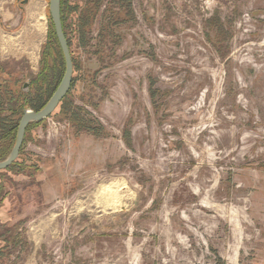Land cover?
Masks as SVG:
<instances>
[{"label": "rangeland", "instance_id": "1", "mask_svg": "<svg viewBox=\"0 0 264 264\" xmlns=\"http://www.w3.org/2000/svg\"><path fill=\"white\" fill-rule=\"evenodd\" d=\"M21 1L22 30L0 34L15 128L50 26L49 0ZM69 1L76 20L85 0ZM100 10L85 40L71 34L65 107L87 124L59 105L0 171V264H261L264 0ZM102 25L116 37L96 47Z\"/></svg>", "mask_w": 264, "mask_h": 264}, {"label": "trees", "instance_id": "2", "mask_svg": "<svg viewBox=\"0 0 264 264\" xmlns=\"http://www.w3.org/2000/svg\"><path fill=\"white\" fill-rule=\"evenodd\" d=\"M104 0H85V6L81 9L82 11L78 15V18L73 20L72 15L76 13V5L69 0H62L61 1V11H62V23H63V29L66 35V38L68 40V44L70 47L73 63H74V71H75V59L73 57V51H72V42H71V34L75 33H81V40H85L87 36V30L90 31L91 27L96 21V18L99 16L101 6L103 5ZM75 15V14H74ZM72 17L71 19L69 17ZM103 17V15H101ZM48 17L50 21V13L48 12ZM107 20V19H106ZM113 21V18H108V21ZM110 23V22H107ZM75 26L74 29L72 27ZM72 29V30H70ZM79 29V30H78ZM70 33V35H69ZM109 36L112 38H115L114 30L112 27H105L102 25V28L98 31V34L96 36L97 44L95 46H106L105 42L107 40L106 36ZM73 37V35H72ZM42 70L41 74L37 77V80L35 83V91L32 90L33 85L32 82L29 83L28 91L24 90L22 85V90L26 92V100L22 103H25L26 107H23L22 111L26 108H32L35 111H38L42 109L46 103L49 101L53 93L55 92L56 88L58 87L63 74L65 72V58L63 51L61 49V46L59 44L58 38L56 36L54 26L50 21L49 26V38L47 43L44 45L42 49V60H41ZM8 65L6 63L0 62V106L1 102L5 101L9 105V110L14 111L16 106L19 104V100H14L12 97L13 90L11 86H8V81L10 78H6L9 74V71H7ZM8 72V73H7ZM74 74V73H73ZM73 83V82H72ZM4 93V95H3ZM48 94V97L45 95ZM46 97V98H45ZM45 98V100H44ZM69 98V93L66 95V97L60 102V108H64L68 114H70V121H74L77 123V125L85 126V117L81 115L80 111L74 110L73 104L66 105L65 102ZM6 103V104H7ZM58 108V107H57ZM56 108V109H57ZM66 108V109H65ZM55 109V110H56ZM23 112L21 114L23 115ZM78 112V113H77ZM20 116V119L22 117ZM10 116L3 115L1 112L0 107V141L6 143L5 148L7 149L6 158L11 152V149L15 143L17 132H18V126L19 123L17 122V128H15V124L13 126H6V124L12 123V119ZM19 119V122H20ZM72 121V123H73ZM34 124H38V122H32L29 124V126H32ZM74 124V123H73ZM28 126V128H29ZM27 128V129H28ZM27 132V131H26ZM13 143V145H12ZM14 164V163H13ZM12 164V165H13ZM12 165L8 168L11 169Z\"/></svg>", "mask_w": 264, "mask_h": 264}, {"label": "water", "instance_id": "3", "mask_svg": "<svg viewBox=\"0 0 264 264\" xmlns=\"http://www.w3.org/2000/svg\"><path fill=\"white\" fill-rule=\"evenodd\" d=\"M61 1L62 0H49V13L50 21L54 26L56 36L64 54L66 63L65 72L55 92L42 109L35 111L32 108H26L24 110L19 122L15 143L8 157L0 161V170L8 168L18 158L29 124L32 122H42L48 118L66 97L72 87L74 63L68 40L63 29ZM21 2L22 4H27L28 0H22ZM29 83V81L25 82L23 87L24 90L28 91Z\"/></svg>", "mask_w": 264, "mask_h": 264}, {"label": "crops", "instance_id": "4", "mask_svg": "<svg viewBox=\"0 0 264 264\" xmlns=\"http://www.w3.org/2000/svg\"><path fill=\"white\" fill-rule=\"evenodd\" d=\"M16 5L18 7H16ZM14 7L16 10L12 9ZM22 9L23 8L19 5V0H0V34L7 32V24L15 29L18 28L17 30H22L23 25H21L20 15L23 11ZM261 264H264V261Z\"/></svg>", "mask_w": 264, "mask_h": 264}, {"label": "flooded vegetation", "instance_id": "5", "mask_svg": "<svg viewBox=\"0 0 264 264\" xmlns=\"http://www.w3.org/2000/svg\"><path fill=\"white\" fill-rule=\"evenodd\" d=\"M19 1H21V0H19ZM0 130H1V129H0ZM25 137H26V136H25ZM5 144H6V143L0 141V161L4 160V159L6 158V153H7L6 151H7V149L5 148V147H6ZM23 145H24V143H23ZM23 145H22L21 150H22L23 147H24ZM21 150H20V152H21ZM13 163H14V162H13ZM13 163H12V164H13ZM12 164H11V165H12ZM11 165H10V166H11ZM10 166H9V167H10ZM9 167H8V168H9ZM8 168H6V169H1V170H8ZM1 170H0V171H1Z\"/></svg>", "mask_w": 264, "mask_h": 264}, {"label": "built area", "instance_id": "6", "mask_svg": "<svg viewBox=\"0 0 264 264\" xmlns=\"http://www.w3.org/2000/svg\"><path fill=\"white\" fill-rule=\"evenodd\" d=\"M58 129H59L58 124L53 122L52 125H51V129H49V133L54 132V131L58 132Z\"/></svg>", "mask_w": 264, "mask_h": 264}, {"label": "bare ground", "instance_id": "7", "mask_svg": "<svg viewBox=\"0 0 264 264\" xmlns=\"http://www.w3.org/2000/svg\"><path fill=\"white\" fill-rule=\"evenodd\" d=\"M43 19V18H42ZM39 20V19H38ZM40 21V20H39ZM12 39V38H11ZM114 188V185H112ZM109 187V186H108ZM111 187V186H110ZM102 188V187H101ZM116 189V188H115ZM109 190V189H108ZM114 190V189H113ZM111 193V192H110ZM119 193V192H118ZM128 194V193H127ZM129 196V195H128ZM125 199V198H124ZM112 201V200H111Z\"/></svg>", "mask_w": 264, "mask_h": 264}]
</instances>
